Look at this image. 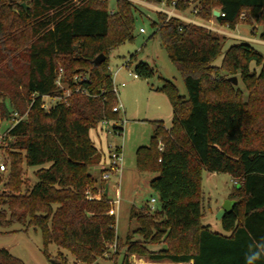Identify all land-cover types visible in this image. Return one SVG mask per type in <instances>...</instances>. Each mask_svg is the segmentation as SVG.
Returning <instances> with one entry per match:
<instances>
[{
    "label": "trees",
    "instance_id": "obj_1",
    "mask_svg": "<svg viewBox=\"0 0 264 264\" xmlns=\"http://www.w3.org/2000/svg\"><path fill=\"white\" fill-rule=\"evenodd\" d=\"M178 1L180 10L195 4L201 19L215 18L231 29L244 18L254 34L262 27L264 41V0ZM215 10L225 16H214ZM137 14L144 16L131 0H117L116 10L109 0H0V97L9 100L0 104V130L14 112L28 111L2 148L10 164L0 193V226L39 229L48 260L51 244L70 253L74 264H98L116 245L115 264L121 256L122 264H131L133 255L151 262L246 264L249 246L256 250L255 244L264 243V56L249 41L230 45L216 65L228 38L156 12V34L188 93L164 80L159 90L172 105V126L156 121L151 145L137 150L138 171L157 174L150 186L161 210L152 213L145 206L135 212V233L142 240H122L115 205L96 196L90 170L103 154L90 131L112 120L115 133L123 132L119 113L113 112L116 94L108 61L114 49L133 38ZM100 54L106 59L96 65ZM60 68L73 90L66 98L56 83ZM133 71L142 78L155 75L143 61ZM80 74L89 77L76 83ZM236 75L247 96L230 81ZM78 86L89 94L77 92ZM45 96L60 100L46 110ZM25 165L40 168L37 182L24 190ZM204 170L238 181L231 194L237 202L221 220L227 234L202 223ZM58 257L65 258L62 251ZM0 264L25 263L0 249ZM255 264H264V256Z\"/></svg>",
    "mask_w": 264,
    "mask_h": 264
},
{
    "label": "rangeland",
    "instance_id": "obj_2",
    "mask_svg": "<svg viewBox=\"0 0 264 264\" xmlns=\"http://www.w3.org/2000/svg\"><path fill=\"white\" fill-rule=\"evenodd\" d=\"M136 4L144 16L137 14L136 27L131 40H127L118 48L114 49L109 57L110 71L115 86H118L116 102L122 105L118 116L121 119L119 126L123 127L122 133H115L114 125L116 121L103 122L92 129L90 132L93 141L98 150L107 153L111 147H121L123 162L122 171L113 172L109 179L102 180V173L99 167H92L90 172L96 180L95 187L98 191V198L104 197L108 201L110 195L112 199L117 198V192H120L121 205H115V214L117 217L116 231L117 236L122 240L130 237L131 240L140 241L142 237L135 233L139 224L137 223L134 213L139 211L145 204H149L152 198L156 199V210H161L159 195L151 188L150 181L157 177L156 173H142L137 169V150L140 147L150 146L152 136L157 120L163 121L166 128H171L173 119V109L168 96L159 90L164 84V79L174 82L179 92L187 96V88L182 75L171 61L167 51L162 46L159 36L156 34L158 27L153 24L157 21L155 9L147 0H131ZM150 3V4H149ZM117 0H109L111 10H116ZM192 4L190 7H194ZM235 29L229 25L220 24L215 18L209 21L213 22L215 27H219L227 33H217L220 36L228 38L224 47L223 54L215 61L220 65L225 51L235 42L249 41L264 56V41L261 42L260 34L262 27L258 26L256 34L253 33V26L247 24L244 18ZM143 28L145 32H141ZM255 28V26H254ZM216 33V32H215ZM257 39V40H251ZM132 65L127 67L128 61L132 56ZM140 61L148 63L155 69V75L152 78L134 77V65ZM259 72L260 68L252 64ZM89 74L77 75L80 78H88ZM237 78V85L247 96V91L241 80L240 75L233 76ZM125 83V85H122ZM65 94H72L68 85H65ZM116 94V93H115ZM44 104L48 108L56 105L58 98L44 99ZM9 103L8 99L0 97V104ZM22 118L27 119L28 111L20 114ZM122 122V123H121ZM10 124V121H3L0 132H4ZM103 127L101 131L100 128ZM96 129L99 130V136ZM103 150V151H102ZM4 161L10 164L8 151L2 150ZM48 167V165L46 166ZM39 166L23 167V189L31 188L36 182L35 171ZM104 172V171H103ZM202 189H203V217L202 223L209 225L211 230L223 233L224 229L221 220L217 218L219 210L226 204L233 193L235 185L238 183L228 173H215L207 170L203 171ZM9 179L8 174H3L0 178V193L6 188V182ZM109 184L110 194H104V188ZM92 196V195H91ZM94 197V196H93ZM120 208V209H119ZM155 211H152L154 213ZM128 235V236H127ZM154 250L161 249V246H152ZM0 249L9 250L14 256L23 260L25 264H74L73 256L67 251L59 249L55 244L49 246L51 260H48L44 254V245L42 233L39 229L28 228L26 225L13 224L11 226H0ZM62 251L65 258L58 257ZM120 256L123 251L119 253ZM123 256L119 258L117 264H122ZM98 264H115V248L105 255Z\"/></svg>",
    "mask_w": 264,
    "mask_h": 264
},
{
    "label": "built area",
    "instance_id": "obj_3",
    "mask_svg": "<svg viewBox=\"0 0 264 264\" xmlns=\"http://www.w3.org/2000/svg\"><path fill=\"white\" fill-rule=\"evenodd\" d=\"M178 4H179L178 0H173L171 4H168L167 0H164L161 3L151 2L150 6L153 9H155L156 11L167 15V19H169L171 17H175V18L181 19L185 23L202 26V27H205V28H207L213 32H216V33H225V34L227 33L226 31L222 30L221 28L215 27L213 25L212 21L201 19L198 16V11H199L198 7L194 6V7H190L187 10H180L178 8ZM220 15L225 16V14L221 13V12H220ZM140 31L145 32V30L143 28H141ZM63 75H64V70L62 68H60L56 83L61 89L65 90V83L63 82ZM134 77H138V75L134 74ZM86 79H87V77L86 78H80L79 76H76L74 80L76 83H78L81 81H85ZM122 85H125V84H122ZM76 91L82 92L85 94H89L86 89H83L80 86L76 87ZM113 91L117 95L118 86L117 85L115 86V84H114ZM68 96H70V94L66 93L63 98H66ZM45 97L51 98L49 96H45ZM43 106L46 109L47 106L45 104ZM122 108H123L122 105L121 104L119 105L117 103V105L114 106V108H113V112L119 113ZM49 109L50 108H48L47 110H49ZM22 120H24V118H22V116L18 112H14L12 118L10 119V124H9L8 128L4 132H0V178L3 174H8V171H9L8 164L4 161V155L2 152V148L4 146L6 139L7 138L11 139L10 131L13 129V127L17 123H19ZM103 124H107V120L104 121ZM160 149H162V147H160ZM122 162H123L122 148L119 146L113 147V148L111 147V149L109 150V153H108V166L104 170V172L102 174V178L104 180H106V179L110 178V176L112 175L113 172H115V173L121 172L122 171ZM87 194H88L89 198H91V199L93 198V196H91V193L89 191L87 192ZM155 203H156V199L152 198V200L149 204V208H150L151 212L156 211ZM112 248H116V245H114Z\"/></svg>",
    "mask_w": 264,
    "mask_h": 264
},
{
    "label": "crops",
    "instance_id": "obj_4",
    "mask_svg": "<svg viewBox=\"0 0 264 264\" xmlns=\"http://www.w3.org/2000/svg\"><path fill=\"white\" fill-rule=\"evenodd\" d=\"M252 41L253 40H257V39H251ZM257 41H260V40H257ZM261 42H263V40H261ZM165 80V79H164ZM123 84H125V83H123ZM119 120L117 121L118 123H120V121H121V119L120 118H118ZM157 121H160V120H157ZM163 122V121H162ZM164 123V122H163ZM95 129V128H94ZM93 129V130H94ZM101 129V131L103 130V127L102 128H100ZM96 131H97V135L99 136V130L98 129H96ZM91 132V131H90ZM90 137H91V135H90ZM91 139H92V141H93V138L91 137ZM94 142V141H93ZM95 143V142H94ZM98 148V147H97ZM103 151V150H102ZM102 153V152H101ZM109 153V152H108ZM103 160L101 161V163L99 164V165H97L96 167H99L100 169H101V173L103 174V171L107 168V166H108V155H107V153H105L104 151H103ZM102 176V175H101ZM102 180H104L103 178H102ZM151 182V181H150ZM108 195V194H110V187H109V184H107L106 185V187L104 188V194L103 195ZM109 197L108 198H110V200H112L111 202L114 204V205H116V204H118V205H121V200H120V198H121V196H120V192L118 191L117 192V198L114 200V199H112V197L110 196V195H108ZM229 199H233V200H235L234 198H231V197H229ZM150 204V203H149ZM149 204L147 203V204H145L144 205V207L145 206H149ZM144 207H141L140 209H139V211L142 209V208H144ZM120 209V208H119ZM138 212V211H137ZM137 221V220H136ZM138 229V228H137ZM213 231V230H212ZM220 233V232H219ZM223 234H227L225 231L223 232ZM128 236V235H127ZM162 247V246H161ZM135 258V259H134ZM130 262H131V264H193V261H190V262H185V263H174V262H151V261H149V260H146V259H140V258H138V257H136L135 255H133V256H131L130 257Z\"/></svg>",
    "mask_w": 264,
    "mask_h": 264
},
{
    "label": "water",
    "instance_id": "obj_5",
    "mask_svg": "<svg viewBox=\"0 0 264 264\" xmlns=\"http://www.w3.org/2000/svg\"><path fill=\"white\" fill-rule=\"evenodd\" d=\"M23 6H26L25 3L22 4ZM214 16L219 17L220 16V11L219 10H215L214 11ZM106 59V56L104 54H100L98 57H96V59L94 60L96 65H100L102 64ZM230 81L234 84L237 85V78L236 77H232L230 78ZM236 200L233 199H229L226 204L224 206L221 207V209L219 210L218 216L217 218L219 220H222V218L224 217V215L226 213L232 212L233 211V207L236 204Z\"/></svg>",
    "mask_w": 264,
    "mask_h": 264
},
{
    "label": "clouds",
    "instance_id": "obj_6",
    "mask_svg": "<svg viewBox=\"0 0 264 264\" xmlns=\"http://www.w3.org/2000/svg\"><path fill=\"white\" fill-rule=\"evenodd\" d=\"M254 247L256 250H252V245L249 246V254H247L245 257L246 264H255L256 261H258L259 259H261L262 256H264V243L255 244Z\"/></svg>",
    "mask_w": 264,
    "mask_h": 264
},
{
    "label": "bare ground",
    "instance_id": "obj_7",
    "mask_svg": "<svg viewBox=\"0 0 264 264\" xmlns=\"http://www.w3.org/2000/svg\"><path fill=\"white\" fill-rule=\"evenodd\" d=\"M135 259V258H134Z\"/></svg>",
    "mask_w": 264,
    "mask_h": 264
}]
</instances>
